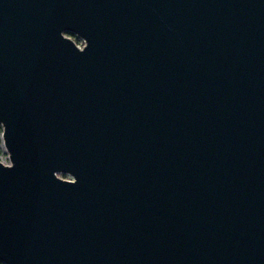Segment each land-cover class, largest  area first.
<instances>
[{"label":"water","instance_id":"water-1","mask_svg":"<svg viewBox=\"0 0 264 264\" xmlns=\"http://www.w3.org/2000/svg\"><path fill=\"white\" fill-rule=\"evenodd\" d=\"M0 125L2 263L264 264V0H0Z\"/></svg>","mask_w":264,"mask_h":264},{"label":"rangeland","instance_id":"rangeland-1","mask_svg":"<svg viewBox=\"0 0 264 264\" xmlns=\"http://www.w3.org/2000/svg\"><path fill=\"white\" fill-rule=\"evenodd\" d=\"M78 42H81V41H78ZM0 161L5 162L6 164H10L8 154L5 151L0 155Z\"/></svg>","mask_w":264,"mask_h":264},{"label":"trees","instance_id":"trees-1","mask_svg":"<svg viewBox=\"0 0 264 264\" xmlns=\"http://www.w3.org/2000/svg\"><path fill=\"white\" fill-rule=\"evenodd\" d=\"M75 40H77V38H75ZM77 41H79V40H77ZM2 132H3V130H2L1 125H0V155L3 153V151H2V144H3V141H2V139H1V134H2ZM0 264H4V263H2V262L0 261Z\"/></svg>","mask_w":264,"mask_h":264},{"label":"built area","instance_id":"built-area-1","mask_svg":"<svg viewBox=\"0 0 264 264\" xmlns=\"http://www.w3.org/2000/svg\"><path fill=\"white\" fill-rule=\"evenodd\" d=\"M79 46L80 47H83L84 46V43L83 42H78Z\"/></svg>","mask_w":264,"mask_h":264},{"label":"bare ground","instance_id":"bare-ground-1","mask_svg":"<svg viewBox=\"0 0 264 264\" xmlns=\"http://www.w3.org/2000/svg\"><path fill=\"white\" fill-rule=\"evenodd\" d=\"M2 151L4 152L3 148H2Z\"/></svg>","mask_w":264,"mask_h":264}]
</instances>
